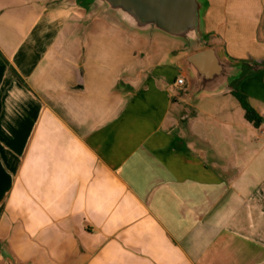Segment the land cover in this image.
Instances as JSON below:
<instances>
[{"label":"crops","instance_id":"crops-1","mask_svg":"<svg viewBox=\"0 0 264 264\" xmlns=\"http://www.w3.org/2000/svg\"><path fill=\"white\" fill-rule=\"evenodd\" d=\"M244 65L192 97L163 36L91 0H0V252L15 264H264V0H200ZM178 79L183 80L177 85Z\"/></svg>","mask_w":264,"mask_h":264},{"label":"water","instance_id":"water-1","mask_svg":"<svg viewBox=\"0 0 264 264\" xmlns=\"http://www.w3.org/2000/svg\"><path fill=\"white\" fill-rule=\"evenodd\" d=\"M94 10L123 30L145 37L163 36L188 45L178 62L192 97L226 92L242 76L244 65L224 57L221 46L204 47L200 0H91ZM0 264H15L0 252Z\"/></svg>","mask_w":264,"mask_h":264},{"label":"trees","instance_id":"trees-1","mask_svg":"<svg viewBox=\"0 0 264 264\" xmlns=\"http://www.w3.org/2000/svg\"><path fill=\"white\" fill-rule=\"evenodd\" d=\"M238 81H235L231 85L230 94L237 100L239 106L243 110L244 119L250 123L254 128H258L261 125V119L258 114L250 107L247 102V99L244 95L239 93L235 85Z\"/></svg>","mask_w":264,"mask_h":264},{"label":"rangeland","instance_id":"rangeland-1","mask_svg":"<svg viewBox=\"0 0 264 264\" xmlns=\"http://www.w3.org/2000/svg\"><path fill=\"white\" fill-rule=\"evenodd\" d=\"M144 37H145V36H144ZM146 38L150 39L151 37H146ZM179 44L182 45V48H183L184 50L189 51V47H188V45H186V44H184V43H180V42H179Z\"/></svg>","mask_w":264,"mask_h":264},{"label":"built area","instance_id":"built-area-1","mask_svg":"<svg viewBox=\"0 0 264 264\" xmlns=\"http://www.w3.org/2000/svg\"><path fill=\"white\" fill-rule=\"evenodd\" d=\"M176 83H177V85H182V84H183V80H182V79H178V80L176 81Z\"/></svg>","mask_w":264,"mask_h":264}]
</instances>
